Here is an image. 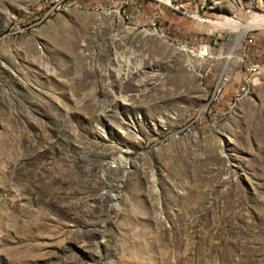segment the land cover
Wrapping results in <instances>:
<instances>
[{
	"label": "rangeland",
	"instance_id": "rangeland-1",
	"mask_svg": "<svg viewBox=\"0 0 264 264\" xmlns=\"http://www.w3.org/2000/svg\"><path fill=\"white\" fill-rule=\"evenodd\" d=\"M43 11L0 0V264H264V74L241 71L264 28L216 25L264 20V0Z\"/></svg>",
	"mask_w": 264,
	"mask_h": 264
},
{
	"label": "built area",
	"instance_id": "built-area-1",
	"mask_svg": "<svg viewBox=\"0 0 264 264\" xmlns=\"http://www.w3.org/2000/svg\"><path fill=\"white\" fill-rule=\"evenodd\" d=\"M65 0H41V4L44 8L42 19L47 17L48 13H52L54 10V7L57 6V4H64ZM246 43H252V35L244 34V45ZM183 50H186L185 47H182ZM188 54L190 56L189 62L187 63V67L190 68H200L205 71L206 78L209 77L211 74L212 69V60L213 57L210 53V49L208 44L206 43H199L194 47H191L188 49ZM264 62H248L242 69L249 68L251 65H258L263 66ZM230 75L225 70H220L218 73H216L212 79V82L210 83L209 87V102H207L208 105V112L211 116V124L214 125L216 123V116L218 113H221L220 111V101L225 94L226 86L229 83ZM240 78V74H239ZM253 79L251 80V83H253ZM244 88V82H242V79L240 78L239 83L237 84V87L234 89H243ZM185 130L190 129V125L184 126Z\"/></svg>",
	"mask_w": 264,
	"mask_h": 264
},
{
	"label": "bare ground",
	"instance_id": "bare-ground-1",
	"mask_svg": "<svg viewBox=\"0 0 264 264\" xmlns=\"http://www.w3.org/2000/svg\"><path fill=\"white\" fill-rule=\"evenodd\" d=\"M63 5L64 4H57V6L54 7L53 12L59 10ZM46 18H44V19H46ZM216 25L219 26V27L227 28V29L231 30L232 32H235L237 35H239V33L241 31H245V30H248V29H251V28H264V20H259L257 23H252L251 22V23H249L247 25L238 24L236 22L227 20V21H224V22L223 21L222 22H218V23H216ZM194 71L199 75V77L201 79H206L204 70H202L200 68H197V70L194 69ZM245 72H246V76L248 78H253L254 75H256L257 73H263L264 74V64H263V66L251 65L249 68H245ZM236 90H245V85H244L243 89H236ZM239 97H240V95H237V97L235 99L237 100ZM186 130H188V129H186Z\"/></svg>",
	"mask_w": 264,
	"mask_h": 264
}]
</instances>
